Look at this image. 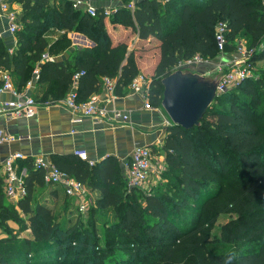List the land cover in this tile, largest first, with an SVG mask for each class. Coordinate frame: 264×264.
<instances>
[{
  "label": "trees",
  "instance_id": "16d2710c",
  "mask_svg": "<svg viewBox=\"0 0 264 264\" xmlns=\"http://www.w3.org/2000/svg\"><path fill=\"white\" fill-rule=\"evenodd\" d=\"M20 1L25 24L17 33L20 46L12 54L0 49V68L17 74L21 86L41 63L39 80L52 84L44 98L47 94L53 99L65 97L77 72L83 71L77 81L80 101L97 92L104 77L115 78V93H121L141 72L138 56L145 45L130 51L126 40L113 43L107 17L140 40L150 41L152 51L157 52L150 76L153 106H161V79L176 64L195 55L208 59L218 54V23H226L228 42L235 43L241 35L253 46L264 40V0H137L134 9L121 6L109 16L103 9L92 16L71 2L57 7L48 5V0ZM45 22L46 27L65 32L50 42L44 36ZM72 30L86 34L95 45L73 50L66 61L44 58V54L69 48L72 41L67 32ZM255 72L254 78H245L218 95L199 126H168L163 145L152 147L166 158L167 188L145 195L143 206L134 196L140 189L128 190L115 157L93 165L75 156L54 160L90 190L98 191V208L119 209L126 195L134 198V204L125 207L117 230L126 247L113 256L97 251L89 264H223L227 253L212 251L208 234L223 212L238 216L227 225L232 228L224 234L227 240L262 238L259 249L236 252L233 264H264V75L261 70ZM27 160V193L19 201L27 217L8 201L0 177V225L10 232L0 236V264H78L80 258L88 259L82 250L88 243L99 246L98 235L89 241L90 235L76 224L60 225L53 208L33 202L35 184L43 185L44 176ZM9 219L21 222L19 229H30V234L18 237Z\"/></svg>",
  "mask_w": 264,
  "mask_h": 264
},
{
  "label": "crops",
  "instance_id": "0c3cea01",
  "mask_svg": "<svg viewBox=\"0 0 264 264\" xmlns=\"http://www.w3.org/2000/svg\"><path fill=\"white\" fill-rule=\"evenodd\" d=\"M65 2H71L72 4L80 2V8L82 9L86 4L94 5L98 10L105 7L118 9L121 6H127L124 0H48V5L60 7ZM11 13L15 14L19 26L15 32L8 30L9 15ZM23 16L24 8L20 0H0V33H2L0 36V49L3 48L12 54L19 48L20 43L17 33L24 28ZM105 24L113 43L126 40L129 43L130 51L133 49L139 50L145 45L146 49L141 51L142 53L138 56V65L141 72L147 73L146 71L150 70L148 64L152 61L151 72L148 74L151 75L157 61V52L153 55L150 54V51H152L150 41L140 40L136 34L131 33L129 28L119 23H112L109 17L105 19ZM44 28V36L50 42L56 40L65 32V29L51 25L46 27V22ZM67 34L72 41L71 46L58 54L49 55V60L66 61L73 50L85 47L91 48L95 45V42L84 33L72 30L68 31ZM37 65L41 68L42 64ZM2 70L6 69L0 68V75ZM33 73L34 69L27 82L21 84V86H18L21 80L17 74L12 73L11 78L17 90L31 94L37 100L38 104L34 116L8 118L0 112V128L4 129L5 133L13 138L10 141L0 143V161L13 152L25 154V159L18 160V172L24 174L25 183L29 172L26 160L28 159L33 164L31 158L35 155L43 154L53 161L56 159H69L74 156L78 158L75 151L82 149L87 151L88 159L93 161L94 164L105 161L109 156L115 157L124 175V162L131 156L135 146L148 145L159 148L163 145L168 133V126L172 122H170L161 106L146 108L143 97L133 93L129 86L122 88L121 93L116 92V95L112 97L105 91L102 83L100 89L95 93L99 95L100 101L110 111L109 116L101 120L92 116H84L81 121L76 122L74 121L76 114L63 101L65 97L53 99L51 98L52 94H47L45 99L44 95H46L47 90L50 91L52 84L49 85L48 81H40V78L35 80ZM72 86L68 88V91ZM13 98L12 92L8 90L0 91V103ZM114 109L128 113L130 122L123 123L120 119L113 118L111 111ZM157 156L164 157V154H157ZM33 167L39 169L34 165ZM0 177L2 178L1 172ZM90 191L92 195H97V190ZM41 195H45L46 201L41 202L38 200V196ZM33 197L34 203H44L53 210H55L53 205L64 202L74 204L77 209L76 200L67 196L62 186L49 183L45 177L43 185L35 184ZM21 199L14 202L8 199V201L14 203L13 205L22 216L27 217L19 207Z\"/></svg>",
  "mask_w": 264,
  "mask_h": 264
},
{
  "label": "built area",
  "instance_id": "2783aa9c",
  "mask_svg": "<svg viewBox=\"0 0 264 264\" xmlns=\"http://www.w3.org/2000/svg\"><path fill=\"white\" fill-rule=\"evenodd\" d=\"M137 0H130L127 7L133 9ZM74 7H80V2H75ZM92 16H97L99 10L91 4H86L84 9ZM117 8H103L102 12L109 16L115 12ZM17 18L14 13L9 15L8 30L15 32L18 29ZM2 33H0V36ZM216 41L219 50H224L228 44L227 40V25L224 22L218 23L216 27ZM242 60L240 66L232 70H227L225 77L218 85V95L227 91L228 89L238 85L242 80L248 78L251 73V65L247 61V57L252 53L242 45L240 46ZM44 58H49L48 54H44ZM203 58L200 55H195L190 59L180 61L176 64L175 69L184 68L193 65L196 62H202ZM83 73L77 72L74 76L75 82L72 88L67 92L63 99L65 105L76 114L74 121L79 122L84 116H92L98 120L104 119L109 116L110 111L100 101L97 93H93L87 100L80 101L77 92V81L79 76ZM34 79L40 78V67L37 65L34 69ZM0 79V91L8 90L14 95L13 99L5 100L0 103V112L8 118L12 117H32L36 113L37 100L26 92H21L16 89L14 82L11 78V73L8 70H2ZM103 86L105 91L112 97L116 95V79L112 77L103 78ZM129 88L135 94H139L145 101L146 108H154L150 99L149 93L151 89V79L143 72L137 74L131 81ZM112 117L120 119L123 123L130 122V115L122 110L114 109L111 111ZM13 138L11 135L5 133L4 129L0 128V143L10 141ZM75 155L82 160H86L90 165L94 162L88 159L86 150L78 149ZM26 155L22 152H13L0 161V172L3 180V192L7 199L11 202L26 196L27 188L25 183L24 174L18 172V160L25 159ZM162 159V160H160ZM33 165L43 171L45 179L55 185H60L64 188L65 194L76 200L77 210L79 213L87 212L94 197L86 184L74 176L70 175L67 171L60 168L52 159L40 154L31 158ZM124 175L127 182L128 190L144 189L148 183L159 181L163 177L166 169L165 158L153 151L151 146L138 145L135 146L131 156L124 162L123 165Z\"/></svg>",
  "mask_w": 264,
  "mask_h": 264
},
{
  "label": "rangeland",
  "instance_id": "374dc122",
  "mask_svg": "<svg viewBox=\"0 0 264 264\" xmlns=\"http://www.w3.org/2000/svg\"><path fill=\"white\" fill-rule=\"evenodd\" d=\"M165 1V0H163ZM135 7V6H134ZM134 9V8H133ZM81 33V32H80ZM243 46L249 50H252V53L247 57L248 63L251 65V75L252 77L256 74V70H261V76L264 75V40L259 42L257 45L253 46L250 44V40L246 35H241L240 38L237 39L235 43L228 42L224 50H219L218 54L213 58L203 59L202 62H196L191 66H188L192 70L198 71L203 74H209L218 70H232L236 67L240 66V60H242L241 49L240 46ZM154 51H150L152 55ZM152 61L148 64V69L152 68ZM147 70L146 74L148 75L151 71ZM254 78V77H252ZM238 85H235L236 87ZM232 87V88H234ZM168 116V115H167ZM169 118V116H168ZM170 120V118H169ZM170 122H172L170 120ZM163 157V156H162ZM165 158V156H164ZM162 160V159H160ZM166 161V158H165ZM168 165L166 162V169L163 173L162 179L159 181L151 180L144 189H140L137 193H134V196L141 202V205H145L144 197L147 194H157L166 190L169 180ZM92 194V193H91ZM45 195L38 196V200L46 201L44 198ZM94 197L93 202L89 206L87 212L79 213L75 208V205L72 203H59L55 206V216L57 222L64 227H71L73 225H77V229L79 231H84L89 234V241H92L95 234L98 235V245L94 247L93 244L88 243L87 247L83 249V253L89 256L88 259L86 257H82L78 260V264H89L94 257L95 253L98 251V254H105L113 256L116 253H119L120 250L123 251V248L126 247V243H123L125 239L121 240V236L119 235L118 225L121 216L125 210L126 206H131L133 203L132 196L126 195L129 197L124 204V207L119 209L113 208H98L96 203L97 195H92ZM194 203V202H193ZM14 204V203H11ZM129 204V205H127ZM15 206V205H14ZM93 208V209H92ZM237 214L232 212H223L219 213L216 222L212 227L209 228V242L211 250L214 252L220 253H228L230 251L242 252L248 250H257L259 249V241L262 240L260 236H246L239 237L233 241L227 240L224 234L231 233L232 228H228L227 225L229 222H234L237 219ZM1 218V217H0ZM8 223L11 226L16 227L13 232L18 237L28 236L30 233V229L20 230L19 227L21 222L17 224L12 219L8 220ZM225 232V233H224ZM10 232L4 228V226L0 225V236H8ZM12 234V233H11ZM148 241V240H147ZM63 245L65 242L62 243ZM62 245V246H63ZM100 247V248H99ZM107 250V251H106Z\"/></svg>",
  "mask_w": 264,
  "mask_h": 264
},
{
  "label": "water",
  "instance_id": "95a60500",
  "mask_svg": "<svg viewBox=\"0 0 264 264\" xmlns=\"http://www.w3.org/2000/svg\"><path fill=\"white\" fill-rule=\"evenodd\" d=\"M227 70L203 74L189 67L177 68L161 79V107L173 125L187 129L199 126L218 96V85Z\"/></svg>",
  "mask_w": 264,
  "mask_h": 264
},
{
  "label": "clouds",
  "instance_id": "9594fccd",
  "mask_svg": "<svg viewBox=\"0 0 264 264\" xmlns=\"http://www.w3.org/2000/svg\"><path fill=\"white\" fill-rule=\"evenodd\" d=\"M238 259V255L235 251H230L226 254L223 264H233Z\"/></svg>",
  "mask_w": 264,
  "mask_h": 264
}]
</instances>
